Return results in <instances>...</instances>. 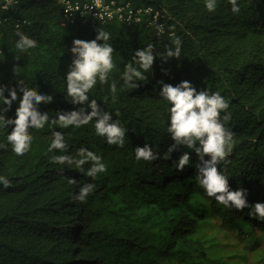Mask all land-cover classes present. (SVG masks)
<instances>
[{
	"label": "trees",
	"instance_id": "trees-1",
	"mask_svg": "<svg viewBox=\"0 0 264 264\" xmlns=\"http://www.w3.org/2000/svg\"><path fill=\"white\" fill-rule=\"evenodd\" d=\"M66 1L13 0L7 9L0 2V85L17 90V101L4 115L15 119L20 81L53 97L38 106L50 121L60 111H91L69 102L64 78L72 41H91L103 28L115 49L109 80L117 91L97 82L89 95L119 119L125 145L98 137L94 120L80 128L46 125L29 130L32 148L18 157L5 139L14 125L0 129V145H6L0 147V175L10 182L0 186V264H264V221L248 215L250 208L232 209L208 197L195 180L194 151L183 171L173 163L190 151L186 146L165 158L174 142L158 83L175 86L187 80L198 91H219L226 98L225 127L233 143L218 170L223 168L231 190H247L250 205L264 202V0H238L237 14L228 0H217L212 13L204 0H125L152 11L137 25L112 20L95 27L71 22L64 13ZM17 31L38 46L18 52ZM177 38L180 57L157 55L174 47ZM149 45L155 58L147 80L121 91L123 67ZM52 131L64 133L66 152L47 151ZM145 143L158 159L136 161L133 150ZM81 146L102 156L106 165L94 180L50 162L52 155L75 156ZM85 183H93L94 190L86 201H76Z\"/></svg>",
	"mask_w": 264,
	"mask_h": 264
},
{
	"label": "clouds",
	"instance_id": "clouds-1",
	"mask_svg": "<svg viewBox=\"0 0 264 264\" xmlns=\"http://www.w3.org/2000/svg\"><path fill=\"white\" fill-rule=\"evenodd\" d=\"M231 11L234 14L240 12L238 0H228ZM204 7L209 13L217 9V0H204ZM18 37L15 41V49L20 53H26L35 49L38 42L21 31L16 32ZM111 33L99 28L95 39L91 41L74 39L70 49L72 62L65 74L66 96L69 102L74 105H86L91 111L84 107L72 111H60L56 118L51 119L47 112L38 110L41 103H51L53 97L47 94H39L37 90L19 82V91L22 93L16 108L15 119L7 118V113L14 101H17L16 88L8 89L0 85V129H7L14 125L11 132L7 131L5 137L7 145L11 146L12 152L22 157L27 154L33 144V135L30 129L41 130L47 125L49 128L66 129L70 126L80 128L94 120L95 134L105 138L107 144L124 147L126 130L119 119L113 120L109 111L103 110L96 99H90V91L99 82L100 85L108 84L111 93H116V82L109 80L110 74L116 67L113 53L115 51L109 43ZM102 41L103 43H99ZM181 40L175 39L174 47H167L162 53H157L165 60L172 57H180ZM154 51L151 45L138 49L132 55L131 61L125 64L120 72L122 80L121 91L133 90L138 87V81H146V73L152 69L154 62ZM162 85L159 96L166 103L167 112V133L174 142L165 154L167 159L178 146H186L190 151H184L174 161L175 169L183 171L186 165H190L191 151L198 157L196 163L195 180L204 190V193L214 198L216 202L225 207L243 210L250 208L248 215L264 221V202L249 204L247 190L238 188L231 190L228 176L224 174L223 168L218 170V165L226 162L227 154L231 152L233 133L225 127L229 119L225 110L228 108L226 98L219 91L209 92L197 90L190 81L184 80L173 86L172 84L159 81ZM8 95H5V92ZM225 112L223 116L221 113ZM118 116V113L116 114ZM6 145H0L5 147ZM54 150L66 152L67 144L62 131H52L47 151ZM136 161H155L158 155L152 147L145 143L144 146H137L133 150ZM205 157H208L207 159ZM50 162L59 165L74 167L87 177L93 180L100 173L106 171L103 158L86 147L76 149V155L60 154L52 155ZM90 162L87 169L83 165ZM71 182H75L74 180ZM9 180L0 175V186L9 187ZM93 183H85L79 188L75 200L86 201L88 195L94 190Z\"/></svg>",
	"mask_w": 264,
	"mask_h": 264
},
{
	"label": "built area",
	"instance_id": "built-area-1",
	"mask_svg": "<svg viewBox=\"0 0 264 264\" xmlns=\"http://www.w3.org/2000/svg\"><path fill=\"white\" fill-rule=\"evenodd\" d=\"M3 8L7 9L13 0H0ZM152 11L151 7L136 8L130 1L125 0H88L86 2L70 1L65 2L64 13L71 22H79L82 25H92L98 23L117 20L125 25H137L144 21V15ZM157 15H154L156 17Z\"/></svg>",
	"mask_w": 264,
	"mask_h": 264
}]
</instances>
